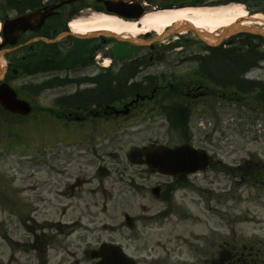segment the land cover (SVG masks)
Listing matches in <instances>:
<instances>
[{
	"label": "rangeland",
	"instance_id": "obj_1",
	"mask_svg": "<svg viewBox=\"0 0 264 264\" xmlns=\"http://www.w3.org/2000/svg\"><path fill=\"white\" fill-rule=\"evenodd\" d=\"M239 3L264 18V0ZM189 34V51L200 50ZM175 70L191 74L194 64ZM248 76L264 85V61ZM226 97L195 99L197 113L181 129L157 111L95 133L62 130L35 111L0 114V264H95L103 243L118 244L138 264H224L231 255L245 264L255 253L264 264V93ZM186 140L212 162L156 196L154 187L174 180L139 165L130 152Z\"/></svg>",
	"mask_w": 264,
	"mask_h": 264
},
{
	"label": "flooded vegetation",
	"instance_id": "obj_2",
	"mask_svg": "<svg viewBox=\"0 0 264 264\" xmlns=\"http://www.w3.org/2000/svg\"><path fill=\"white\" fill-rule=\"evenodd\" d=\"M91 1L86 6L83 0L65 4L66 0H0V86L12 87L18 98L51 115L54 126L93 132L118 116L167 110L177 98L184 99L185 106L170 107L192 113L187 109L193 108L195 99L216 92L203 90L194 71L176 72L182 65H198L190 58L203 54L189 51L188 37L182 34L147 44L137 39L148 40L153 33L133 36L135 40L120 34L115 39L91 29L83 35H93L74 36L72 20L87 18L92 9L104 10L100 2ZM15 18L17 23L12 22ZM62 32L67 34L57 37ZM172 39H178L180 47L165 49ZM117 44L129 52L127 57L113 54ZM38 60L34 66L32 62ZM160 64L167 66V73L159 70ZM4 111L0 105V114ZM159 189V195L165 192L162 186Z\"/></svg>",
	"mask_w": 264,
	"mask_h": 264
},
{
	"label": "bare ground",
	"instance_id": "obj_3",
	"mask_svg": "<svg viewBox=\"0 0 264 264\" xmlns=\"http://www.w3.org/2000/svg\"><path fill=\"white\" fill-rule=\"evenodd\" d=\"M260 14L247 17V12L241 4H218L205 6H183L178 8L151 9L138 21L125 22L116 16L107 14H92L72 24L77 33H85L90 29L108 30L115 34L136 35L137 33H160L165 28L178 23L190 24L196 30L215 33L238 20L242 24L251 21H261Z\"/></svg>",
	"mask_w": 264,
	"mask_h": 264
},
{
	"label": "water",
	"instance_id": "obj_4",
	"mask_svg": "<svg viewBox=\"0 0 264 264\" xmlns=\"http://www.w3.org/2000/svg\"><path fill=\"white\" fill-rule=\"evenodd\" d=\"M105 8L108 11H114L119 15H124L128 17H139L141 15V8L136 12L127 11V5L121 1L112 2V1H104ZM188 28L191 29L190 25L183 24L173 29L175 31H179L181 29ZM243 27L240 26H229L224 29V31L219 36L208 35L206 32L202 31H194L199 37L209 36L210 38H214L217 41L223 38L226 35H230ZM170 30V29H169ZM112 35L111 33H107ZM115 50H118L115 48ZM4 105L14 111H18V105H16L15 101L12 98V94L9 97H4L3 100ZM16 105V106H14ZM23 111H28V107L23 106ZM141 154L144 155V159L142 162L146 163L152 169H156L160 172L180 175L182 173H190L197 171L199 169H205L210 161V158L207 154L201 150H196L192 148L188 144H184L178 147L169 148L163 145L146 147L143 148ZM98 255L102 257V259L98 262V264H135L131 259L126 257L123 252L116 246L104 245L101 247Z\"/></svg>",
	"mask_w": 264,
	"mask_h": 264
},
{
	"label": "trees",
	"instance_id": "obj_5",
	"mask_svg": "<svg viewBox=\"0 0 264 264\" xmlns=\"http://www.w3.org/2000/svg\"><path fill=\"white\" fill-rule=\"evenodd\" d=\"M162 3L164 5H167L164 2H162ZM244 56H245L244 53L241 52L239 54V52L234 51V52H230V53H225V54L221 55V57H217V58H218V60H230L232 62V64H233L234 69H236L237 68L236 65H239L240 62L243 63L245 61V59L251 60L252 58L253 59L256 58L255 55H251V56L248 55L247 57H244ZM234 75H236V73H234ZM256 256L257 255H250V254H248V257H247V260H246L245 264H259V262H258L259 260H257L258 259L257 258L258 256L257 257ZM223 258H224V256H223ZM237 258H243V257H241V256H239V257H233V261H234L233 264H244L243 261L241 263H238V260H240V259H237ZM224 263L225 264H230L229 258Z\"/></svg>",
	"mask_w": 264,
	"mask_h": 264
}]
</instances>
